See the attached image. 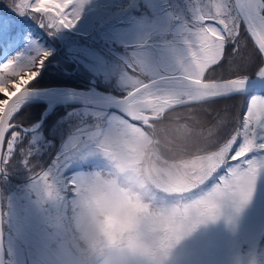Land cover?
Here are the masks:
<instances>
[{
	"label": "snow or ice",
	"instance_id": "1",
	"mask_svg": "<svg viewBox=\"0 0 264 264\" xmlns=\"http://www.w3.org/2000/svg\"><path fill=\"white\" fill-rule=\"evenodd\" d=\"M82 3L83 0H9L8 7L54 33L75 25ZM189 14L190 19L182 21L185 50L179 66L146 76L139 61L128 63L127 90L119 101L118 123L107 135H95L97 148L110 159L169 113L187 111L197 116L208 129L209 140L192 164L211 169L210 179L216 180L206 198L199 201L202 214L214 221L219 218L221 202L231 201L239 211L251 199L257 178L264 173V59L257 60V55L264 58V0H190ZM14 19L0 16V37L11 38ZM241 24L254 45L247 54L244 48L248 42L240 39ZM48 56L49 52L41 51L28 62L14 57L0 63V85L15 84L16 77L31 83ZM250 81L256 83L250 86ZM196 87L204 91L194 98L192 90ZM28 91L13 94L0 89V184L23 170L27 198L38 214L37 230L44 233L47 245L57 253V229L67 211L68 199L89 176H64L73 155L67 149L45 169L33 160V151L22 146L24 130L17 114ZM237 100L239 108L235 104L222 110L204 107ZM72 148H76L75 142ZM221 169L223 174L217 175ZM4 200L7 211H0V264H14L10 245L19 216L0 189V202Z\"/></svg>",
	"mask_w": 264,
	"mask_h": 264
},
{
	"label": "clouds",
	"instance_id": "2",
	"mask_svg": "<svg viewBox=\"0 0 264 264\" xmlns=\"http://www.w3.org/2000/svg\"><path fill=\"white\" fill-rule=\"evenodd\" d=\"M29 85L16 77L0 89L15 94ZM203 91L193 88V97ZM208 140L197 116L173 112L108 159L109 167L90 175L68 199L55 264H169L182 240L213 221L199 207L212 170L192 164Z\"/></svg>",
	"mask_w": 264,
	"mask_h": 264
},
{
	"label": "rangeland",
	"instance_id": "3",
	"mask_svg": "<svg viewBox=\"0 0 264 264\" xmlns=\"http://www.w3.org/2000/svg\"><path fill=\"white\" fill-rule=\"evenodd\" d=\"M100 1L101 0H83L79 16L81 14L82 18L84 15L85 19L90 20L88 26L84 24V26L82 25L83 28H79L77 26L78 19L72 28L60 29L54 32V34L56 33L59 35L60 41L64 43V48H74L76 45H80L86 48L88 52L95 53L96 50L90 43L91 39H88L89 36L85 34V32H87L86 29L91 24L92 17L97 13L95 9L98 7V2ZM135 1L138 0H132V3ZM8 4L9 0H0V16H3V13L7 11L8 15H11L10 17H18L16 24L22 25L26 22L28 23V16H18L8 7ZM132 6L134 7H131V15L134 22L131 24L130 31H128L127 28L123 32L122 39L124 42L127 41L132 34L136 37L135 41H140L143 37L146 38L149 35L155 38H166L164 32H166L167 26H163L160 30L153 28L154 31L158 33H152V30L146 32L145 27L142 26L140 27L141 31L139 30V23H144L142 22L144 19L152 21L157 13V8L160 6H151L150 4L144 5L141 1H138L137 5L134 4ZM189 6L190 0H169L168 9L166 10L167 15H169L168 21L171 22L174 16L178 17L179 30L182 27V21L187 19V17L190 19V14L188 15ZM68 11H71V5ZM154 23L153 21V27H155L153 25ZM35 24L37 26L38 22ZM122 28L116 31V35L121 34ZM41 29L46 30L44 28ZM177 38L182 40V35L179 37L173 35L172 38H169L168 44L160 47L159 54L156 57L151 54V50L142 51L139 49L136 50V57L140 62L145 64V66L154 62L157 66L147 69V71L150 70L153 73L166 72L172 67H178L179 60L185 50V45L182 46L181 43L177 41ZM26 40L24 52L20 58L21 62H28L34 53L39 54L41 51H47L49 55H51L50 52H53V46L50 42L42 41L44 39L39 40L36 36L34 37L31 31L28 32V35L26 34ZM11 41L13 42V37ZM97 54L99 57L96 55H76L75 58L83 64V69H79L78 72H81L85 77L98 80L101 84L107 85L105 86L107 89L101 90L117 95L125 90L116 88L118 87V83L125 87L127 86L126 70L122 69L127 59L124 57L118 58L106 52H98ZM56 58L49 60L48 63H44V67L42 66L43 69L41 68L40 70L41 73L46 66L58 68L55 66L56 64L53 63L56 61ZM86 64H90V68L85 69L84 66ZM160 66L162 70H160ZM96 69H100L101 71L98 72ZM102 72L106 73L107 79L100 75ZM53 82L54 81L51 82V86L59 85L58 82ZM65 82L61 83H65L67 86L72 84V82ZM90 88L96 91L95 86L92 87V85H90L88 89ZM119 117L120 115L114 111L108 112L89 107H71L69 109H64L63 114L54 119V123L51 124L52 131L49 130L51 137L42 131H35L30 134L24 133V140L27 141L25 146L31 149L33 154L42 151L48 152L54 148L58 140L57 143L60 142L57 144L59 145L58 148H60L62 144L63 147L60 151L65 152L66 149L69 150L72 148L73 142H75V151L78 153L76 155L80 158L71 159L68 168L76 170L71 173L70 178L74 175L87 177L95 172L83 170L78 167H81L82 164L88 161H100L102 159L108 161L97 148V135L95 134L101 136L107 135L109 131L116 126ZM63 133L64 136L62 138ZM72 133H74L73 136H71ZM73 156L75 155H72V157ZM16 173L19 174V171ZM220 173L221 175L223 174L222 169L219 170L217 175ZM65 175L66 174H64V176ZM26 184L27 181H13L11 179L6 184H0V189L4 191L5 195L9 197L13 205L17 208L19 216L16 231L10 245L14 264H55L57 253L51 250L47 245L44 233L37 230L38 214L36 210L31 207L30 201L27 198ZM209 190L202 189V191ZM1 206L3 211H7L6 200L1 202ZM4 228L6 234L7 225H4ZM263 231L264 173H261L255 183L251 199L241 207L239 211L233 208L231 201H226L222 205V215H220L218 219L201 225L196 231L177 245L169 260V264H264V252L258 255L256 250L257 243Z\"/></svg>",
	"mask_w": 264,
	"mask_h": 264
},
{
	"label": "flooded vegetation",
	"instance_id": "4",
	"mask_svg": "<svg viewBox=\"0 0 264 264\" xmlns=\"http://www.w3.org/2000/svg\"><path fill=\"white\" fill-rule=\"evenodd\" d=\"M138 1L143 2L144 5H158L159 8H157V13L155 17L152 19V21H147L144 19V23H139V30L140 27H145L146 32L152 30V33L156 32L153 28L160 30L163 28V26H167L166 32V38H155L153 36H147L146 38L143 37L140 41H135L136 37L134 34L127 39V41L124 42L122 39L123 32L128 28V31H130L131 24L134 22L133 17L131 15V7H134L132 5L138 4ZM132 3V0H101L98 2V7L95 9L97 13L92 17L91 24L86 29L87 34L89 36L88 39L90 40L91 45L95 48V53H90L86 50V48L76 45L74 48H64V43L60 41L59 35L50 33L47 30H42L38 23V25H33L32 28L37 31L41 36H44L45 41L50 42L53 46V52H50L51 58L55 59L58 62L54 63L55 66L58 67V70L62 73H65L67 75L73 76V82L84 85H98V87L102 89L105 88V84H101L98 80H92L91 78L85 77L81 74V72H78L79 69H83V64L79 60H77L75 57L76 55H96L98 56V52H106L109 54L114 55L115 57L122 58L124 57L127 59V61L124 63V66L122 67L123 70H126V66L128 63L132 62L133 60L139 61L136 57V50H142L147 51L151 50V54H153L154 57H156L159 54V49L161 46L168 44V39L172 38L173 35L176 37H179L181 35V29L179 30L178 23L179 19L178 17L174 16L171 22L168 21L169 15H167L166 10L168 9L169 0H138ZM158 3V4H157ZM3 16H11L8 15L7 11L6 13H3ZM81 14L79 16V21L77 23V26L80 28H83L82 25L84 24L88 26L89 21L88 19L83 17L81 18ZM18 19V17H15V21ZM27 20V19H26ZM155 22L152 26V22ZM17 22V21H16ZM15 22V23H16ZM211 22V21H209ZM27 23V22H26ZM141 24V25H140ZM19 26V24H17ZM123 27V28H122ZM121 29V34L116 35V31L118 29ZM141 31V30H140ZM143 33V32H142ZM151 33V34H152ZM158 33V32H156ZM54 38V39H52ZM181 45L184 46L183 39L177 38ZM93 43H92V42ZM229 49V48H228ZM229 54V50H227ZM140 62V61H139ZM140 64L143 66V75H150L153 72L150 70L147 71L148 68H154L157 65L152 62L148 66H145L142 62ZM90 64H86L84 66L85 69L90 68ZM97 67V65H96ZM160 70H162V67H159ZM98 72H100V69H96ZM151 72V73H150ZM79 73V74H78ZM127 75V70L125 72ZM160 73H164L160 72ZM157 73V74H160ZM79 75V76H78ZM103 78L107 79L106 73L100 74ZM86 80H84V79ZM76 77V78H75ZM84 80V81H83ZM117 83V82H116ZM120 89H125L122 92L118 94H122L126 92L127 86L118 83V87ZM60 143V142H59ZM22 183V182H21ZM3 211V209H2Z\"/></svg>",
	"mask_w": 264,
	"mask_h": 264
},
{
	"label": "trees",
	"instance_id": "5",
	"mask_svg": "<svg viewBox=\"0 0 264 264\" xmlns=\"http://www.w3.org/2000/svg\"><path fill=\"white\" fill-rule=\"evenodd\" d=\"M4 13H6V12H4ZM15 22L16 21L14 19V21L12 23V27L14 28V32H12L11 38H8L7 36L0 37V63L4 62L5 60H7L9 58H14V57H16L20 60V58L22 57L21 55L24 52V44H25V42H27L25 36H26V34H28V32L30 30H31L32 34L34 35V37L36 36L38 39L40 38L39 40L44 39V36H41L37 31L33 30L32 26L36 25L35 23L37 22V21L35 22L34 19L29 17L28 23H25L22 25L19 24V26ZM240 32H241V36H240L241 41L246 40L248 42L247 47L244 48V53L247 54L248 52L253 51L254 46H253L252 42L250 41V39L248 38L246 32L244 31V28L242 27V25H241ZM12 37H13V42L11 41ZM42 41H45V39ZM228 50H229V55H231V48H229ZM36 55H38V53H34L31 58H33ZM49 60H52V58L48 56L46 58V60L44 61V63H47ZM257 60L258 61L261 60V57H259L258 55H257ZM51 69H52V71H51ZM56 72L57 73L60 72L62 75L59 74V76H58ZM63 74L65 75V77L63 76ZM66 76H67V74L62 73L61 71L58 70V68H54L53 66H46L45 69L42 71L41 76L39 78L35 79L33 81V83L31 84V86L32 87H47V86H51V85H49L50 84L49 82H52V81H54V82L57 81L59 83V86H67L65 84L66 83L65 81L74 83L73 78H71V75H68L67 78H66ZM59 77H60V79H59ZM61 82H65V83L63 84ZM81 86H83V87H81ZM72 87H77V88H84L85 87L87 89L88 86L82 85L79 83H75ZM261 94L264 95V93H261ZM118 95H121V94H118ZM232 104H235L236 107H238V108L240 107V101L239 100H237V101H220L217 105H213V106L205 105L204 107H215L218 110H222L225 107L232 105ZM45 107H46L45 104H42V103L27 105V106L20 109L19 113L17 114V119L22 126H25V127L33 126L36 122L39 121L40 116H41L43 110L45 109ZM71 107H73V106L55 107L51 112H49L48 114L45 115L41 125L36 130V132L42 131L45 134H47L48 136H50L49 130L52 131L51 124L54 123V119H56L58 116L63 114L64 109H69ZM27 134H30V133H27ZM73 134L74 133H72L71 136H73ZM7 136H8V138L10 137L9 134H7ZM63 136H64V133L62 135V138H63ZM57 141H56V145L54 146V148L51 151L50 150L48 152L42 151L40 153H34L33 154V157H32L33 160L40 167L45 168V169L48 168L50 165H52L54 159H56L60 154L63 155L65 153L63 151H60L62 149L63 145L61 144L60 148H58L59 145H57V144L59 142L57 143ZM26 144H27V141L23 140L22 146H25ZM6 146H7V144L5 141L4 150H6ZM72 149L73 148H70L68 150L69 152L73 153V155H75L72 158L78 159L79 156L76 155L78 153H76L75 149L74 150H72ZM17 152H19V149H17ZM107 167H109V161H107L106 159H102L100 161L85 162L84 164H82L81 167H78V168H82L83 170H90L92 172H97V171H102V170L106 169ZM71 169L72 168H68L64 171V174H66L65 177L70 178L71 173L74 170H76V169H73V170H71ZM18 171H19V174L14 173L10 179L13 181H27L26 176L23 173V170H18ZM37 171H39V169H37ZM219 175H221V173ZM215 182H216L215 179L209 180L203 186V189L204 190L211 189V187L213 186V184H215ZM256 250L258 252L257 253L258 255L262 254L264 252V231L260 235V239L257 243Z\"/></svg>",
	"mask_w": 264,
	"mask_h": 264
},
{
	"label": "water",
	"instance_id": "6",
	"mask_svg": "<svg viewBox=\"0 0 264 264\" xmlns=\"http://www.w3.org/2000/svg\"><path fill=\"white\" fill-rule=\"evenodd\" d=\"M242 26L244 28V31L246 32L243 24ZM249 39L251 41L250 37ZM40 74L41 71L35 79L39 78ZM33 81L28 86L29 91L22 102L21 108L36 103L45 104L46 107L43 110L39 121L36 122L33 126L25 127L21 125L24 130V133L35 132L41 125L45 115L51 112L55 107H60V106L89 107L103 111H114L121 115L119 101L120 98L126 94V92L123 93L122 95H115L111 92H105L97 88H95L96 91H93L91 88L82 89L71 86L32 87L31 84L33 83ZM254 83L256 82L250 81V86ZM1 208L2 206L0 202V211H2Z\"/></svg>",
	"mask_w": 264,
	"mask_h": 264
},
{
	"label": "bare ground",
	"instance_id": "7",
	"mask_svg": "<svg viewBox=\"0 0 264 264\" xmlns=\"http://www.w3.org/2000/svg\"><path fill=\"white\" fill-rule=\"evenodd\" d=\"M21 30H22V29H21ZM29 30H30V29H29ZM30 31H31V30H30ZM16 32H17V31H16ZM23 34H24V33H23ZM27 35H28V34H27ZM24 36H25V35H24ZM25 37H26V36H25ZM15 39H16V38H15ZM39 39H40V38H39ZM22 41H23V40H22ZM56 62H58V61L56 60L55 63H56ZM47 63H48V62H47ZM50 63H51V62H50ZM53 63H54V62H53ZM51 71H52V69H51ZM54 71H55V70H54ZM56 71H57V70H56ZM57 72H58V71H57ZM57 72H56V73H57ZM59 74H61V73H60V72L57 73L58 76H59ZM78 74H79V73H78ZM61 75H62V74H61ZM61 75H60V76H61ZM55 76H56V75H55ZM63 76L65 77L64 74H63ZM63 76H62V77H63ZM67 76H68V75H67ZM67 76H66V78H67ZM78 76H79V75H78ZM62 77H61V78H62ZM80 77H81V76H80ZM66 78H65V79H66ZM71 78H73L72 75H71ZM71 78H70V79H71ZM75 78H76V77H75ZM81 78H82V77H81ZM59 79H60V77H59ZM82 79H84V78H82ZM84 80H86V79H84ZM84 80H83V81H84ZM77 81H78V79H77ZM77 81H76V83H77ZM56 82H57V81H56ZM49 83L52 84L51 82H49ZM53 83H54V82H53ZM50 84H49V85H50ZM63 84H64V83H63ZM72 84L74 85L75 82L72 83ZM72 84H71V85H68V86H71V87H72V86H73ZM54 85H56V84H54ZM57 85H58V84H57ZM77 85H78V84H77ZM84 85H86L85 82H84ZM90 85H91V84H90ZM58 86H59V85H58ZM78 86H79V85H78ZM97 86H98V85H97ZM81 87H83V86H81ZM99 88H100V87H99ZM84 89H86V88L84 87ZM100 89H101V88H100ZM104 90H105V89H104ZM102 91H103V90H102ZM105 92H106V91H105ZM62 108H63V107H62ZM67 108H68V107H67ZM74 108H75V107H74ZM76 108H78V107H76ZM81 108H82V107H81Z\"/></svg>",
	"mask_w": 264,
	"mask_h": 264
}]
</instances>
